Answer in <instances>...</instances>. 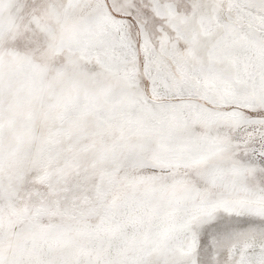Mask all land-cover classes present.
I'll use <instances>...</instances> for the list:
<instances>
[{
  "label": "snow or ice",
  "instance_id": "6c2138e0",
  "mask_svg": "<svg viewBox=\"0 0 264 264\" xmlns=\"http://www.w3.org/2000/svg\"><path fill=\"white\" fill-rule=\"evenodd\" d=\"M0 264H264V0H0Z\"/></svg>",
  "mask_w": 264,
  "mask_h": 264
}]
</instances>
